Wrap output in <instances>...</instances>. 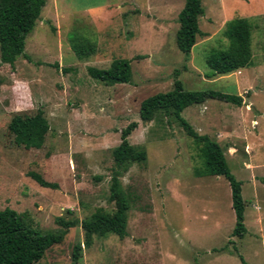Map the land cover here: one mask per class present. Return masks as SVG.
Masks as SVG:
<instances>
[{"label": "rangeland", "instance_id": "1", "mask_svg": "<svg viewBox=\"0 0 264 264\" xmlns=\"http://www.w3.org/2000/svg\"><path fill=\"white\" fill-rule=\"evenodd\" d=\"M184 0H46L24 38L22 53L0 63V210H13L24 225L57 234L55 218L80 221L96 209L110 214V177L118 173L128 199L125 236L92 237L83 247L79 226L66 230L34 264H264V0H200V36L185 61L174 43ZM251 25L252 65L208 80L204 59L224 48V22ZM95 44L87 58L74 55L68 35ZM125 59L127 84L105 86L86 68L106 69ZM56 65V66H55ZM174 72L187 91L240 97L237 107L216 99L185 108L180 116L199 135L215 141L244 203L242 238L231 235L230 190L220 176L195 177L200 165L191 139L170 118L143 123L139 103L171 89ZM40 111L48 130L39 149L12 142L13 114ZM127 137L145 152L143 163L115 167L111 149L127 124ZM38 174L56 188H42Z\"/></svg>", "mask_w": 264, "mask_h": 264}, {"label": "trees", "instance_id": "2", "mask_svg": "<svg viewBox=\"0 0 264 264\" xmlns=\"http://www.w3.org/2000/svg\"><path fill=\"white\" fill-rule=\"evenodd\" d=\"M45 2L46 0H0V63L11 66L22 53L24 38L34 26ZM202 14L200 0H184L177 13L174 43L185 61L196 37L201 34L198 19ZM250 35L251 25L247 19L232 18L224 22L221 36L225 39L226 46L209 50L204 59L208 69V72L204 73V78L211 80L250 67L252 65ZM68 43L70 50L80 58H87L95 49L93 42L74 33L68 35ZM86 74L105 86L127 84L131 76L128 61L125 59H112L106 69L87 67ZM173 74L172 87L169 91L152 95L139 103L138 118L143 123L150 122L160 115L170 118L191 139L200 160L199 167L193 170L194 176H220L227 182L230 206L234 215L231 235L242 238L246 230L243 224L244 203L240 195V182L230 173L219 145L205 135L197 134L180 116L185 108L202 104L208 99L220 100L237 107L241 106V99L236 95L214 91L184 90L177 79L178 73ZM135 127V122L127 124L120 131L118 145L111 149L112 160L118 169L145 161L144 150L130 145L127 141L128 135ZM6 128L13 144L25 150L41 148L48 130L47 122L40 111L32 115L13 114ZM28 176L42 188H56L55 184L44 181L36 173H29ZM108 198L114 204V210L110 214L96 209L80 221L55 218L54 222L60 228L57 234L31 230L13 210L7 208L0 210V264L36 263L47 248L59 243L66 230L74 226H79L83 232V247L90 245L93 236L124 237L129 203L119 185L118 173H113L110 177ZM80 251V244L72 247L70 264L78 263ZM238 260L240 264H246L241 257H238Z\"/></svg>", "mask_w": 264, "mask_h": 264}]
</instances>
